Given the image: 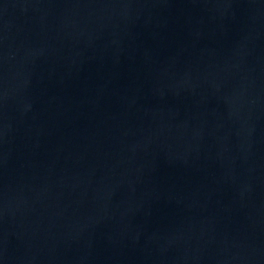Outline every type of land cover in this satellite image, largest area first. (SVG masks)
Listing matches in <instances>:
<instances>
[{"label": "water", "instance_id": "95a60500", "mask_svg": "<svg viewBox=\"0 0 264 264\" xmlns=\"http://www.w3.org/2000/svg\"><path fill=\"white\" fill-rule=\"evenodd\" d=\"M0 264H264V0H0Z\"/></svg>", "mask_w": 264, "mask_h": 264}]
</instances>
